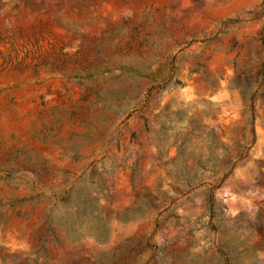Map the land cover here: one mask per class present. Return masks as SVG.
<instances>
[{"label":"rangeland","instance_id":"1","mask_svg":"<svg viewBox=\"0 0 264 264\" xmlns=\"http://www.w3.org/2000/svg\"><path fill=\"white\" fill-rule=\"evenodd\" d=\"M0 264H264V0H0Z\"/></svg>","mask_w":264,"mask_h":264}]
</instances>
